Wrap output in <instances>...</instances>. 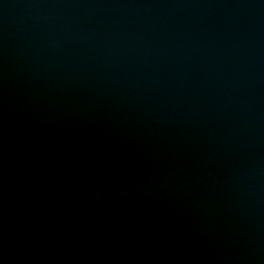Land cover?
I'll use <instances>...</instances> for the list:
<instances>
[{"label": "water", "instance_id": "obj_1", "mask_svg": "<svg viewBox=\"0 0 264 264\" xmlns=\"http://www.w3.org/2000/svg\"><path fill=\"white\" fill-rule=\"evenodd\" d=\"M0 264H264V0H0Z\"/></svg>", "mask_w": 264, "mask_h": 264}]
</instances>
